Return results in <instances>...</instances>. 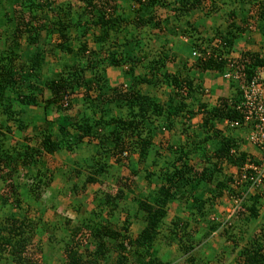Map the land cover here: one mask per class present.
Instances as JSON below:
<instances>
[{"label":"trees","instance_id":"obj_1","mask_svg":"<svg viewBox=\"0 0 264 264\" xmlns=\"http://www.w3.org/2000/svg\"><path fill=\"white\" fill-rule=\"evenodd\" d=\"M125 1L133 5V11L128 12L123 0H0V35L4 42H11L7 50L0 48V126L3 127L0 129V168H7V174L0 179H9L14 190L17 179L14 173L22 168L38 187L46 185L52 191L46 200L55 207L59 191L52 183L58 177L68 185L70 193L82 191L99 179L113 178L108 172L112 156L135 154L137 162L144 166L140 171L133 169L132 175L143 173L149 185L155 184L149 195L133 196L131 203L137 207L136 213L127 211V219L130 215L135 218L139 211L144 212L141 221L144 227L136 237L130 238L124 234L129 228L127 219L121 230L111 228L110 221L96 222L105 211L117 210L126 200L118 183L113 195L97 191L99 204L82 216L85 220L58 243L63 254L55 255L56 250L51 249L50 254L41 256L40 263L26 251L34 233L39 228L45 230L46 224L14 216L0 218V264H57L60 260V264H209L199 246L222 226L210 218L216 200L247 192V184H242L236 192L231 187L234 178L227 174L229 168L236 167L240 171L246 162H255L249 158L247 150L242 149L246 145L241 133L242 114L235 110L240 87L230 82L231 95L210 104L203 100L202 78L207 72H225V61L234 52L236 41L248 26L252 28L248 24L250 6L263 8L262 0ZM206 2H210L209 13L216 15L217 23L210 26L207 37L193 28L189 33L188 29L185 32L188 44L180 46V52L188 49L190 53L181 52L185 59L182 58L175 72L169 71L168 64L174 63L172 49L165 48L161 40L149 46L146 33L148 28L159 26L157 8L173 6L175 21L183 23L184 17L202 10ZM221 7L225 10L218 15ZM256 16L258 21L253 31L257 30L264 38V12L260 9ZM141 28L147 31L133 33ZM54 36L57 42L52 43ZM24 37L28 52L19 48V40ZM212 41H218V45L214 46ZM176 50L179 49L175 46ZM47 55L53 56V69L56 65L58 71L52 70L51 77L44 75L37 81L33 77L39 76ZM16 60H23L30 70L20 68L18 73ZM231 62L242 83H248L257 69L264 70V56L258 54L241 53ZM113 67L125 69L128 78L124 86L114 87L107 82L106 70ZM47 91L49 97L42 98ZM93 91H97L96 96L90 94ZM74 104L82 105L84 110L99 108V111L92 112L91 116H70L68 111ZM32 106L39 110L38 114ZM106 110L115 116L111 120L114 128L108 130L109 134L105 130L110 123L103 118ZM52 112L57 116L50 121L48 116ZM198 114L203 115L201 124L194 129L191 120ZM3 118L13 125H6ZM35 122H44L49 128L48 132L40 133L36 148L24 143L18 147L8 143L11 133L21 132ZM164 132L169 137L164 144L156 145L155 137ZM85 138L89 141L84 142ZM93 139H97L98 144H93ZM110 139L116 143L113 150L105 145ZM83 144L92 147L93 156L98 155L100 160L91 164L85 156L78 162L72 161L68 167L66 164L53 167L51 172L38 167V164L44 165V161L40 162L42 153L58 156L67 151L72 154ZM162 151L167 152V156L164 165L159 167L157 161L164 155ZM149 166H157L159 170L150 172ZM45 172L48 173L47 183ZM207 193L209 196L205 198ZM263 197L261 190L249 199L239 200L244 209L241 219L247 212L250 220L238 218L231 234L222 231L231 241L230 249L244 242L238 251V264H264V224L258 230L252 225L261 218ZM82 198L85 200V195ZM173 203L176 204L175 215L166 224L164 218ZM80 211L85 210H75ZM182 212H187L190 219H182ZM206 226L208 228L204 229ZM82 230L85 231L83 239L74 242ZM90 237L94 242L89 241ZM85 239L88 241L80 252L84 244L80 243ZM88 245H93V250H89ZM168 250L173 252V260L165 255Z\"/></svg>","mask_w":264,"mask_h":264},{"label":"rangeland","instance_id":"obj_2","mask_svg":"<svg viewBox=\"0 0 264 264\" xmlns=\"http://www.w3.org/2000/svg\"><path fill=\"white\" fill-rule=\"evenodd\" d=\"M58 2H62L64 0H57ZM122 3L125 5V8L128 10V12H131L134 10V7L131 3H126L127 1L123 0ZM74 4V2H73ZM223 6V5H222ZM263 8L258 7V5L250 6L249 11V22L252 28L247 27L245 33L241 38H243L244 44H246L248 49H244L243 47L234 48L236 50L237 56L230 55V58L236 59L238 58L241 53L246 54H258L260 56H264V50H262V45L264 44V38L261 37V35L256 31H253V27L255 26L257 19V11L261 9L262 12H264V0H262ZM210 8V2H206L202 8V10L191 12L187 17H184L183 23H179L175 21L174 19V12H173V6H170L168 8H157L156 10V16L159 20V26L154 28H148L147 37L149 38V46L151 44H157L159 40H161L162 45L167 49H172V57H174V63L168 64V69L171 72H175L176 68L179 66L180 61L182 58H184L180 52L181 47L180 46H186L188 41V34L185 32L189 29V33L192 32V28L196 30L201 36H209V28L210 26L217 23V18L214 17L216 15H210L209 9ZM131 10V11H129ZM219 13L222 14L224 12V7H221ZM27 17V13L24 15ZM132 17V16H131ZM156 18V19H157ZM168 19V21L165 22V20ZM1 29V28H0ZM139 31H147V28H141L140 30H137L133 32L134 34ZM41 36L43 38L44 33H41ZM139 36V35H138ZM211 36V35H210ZM145 37V38H147ZM90 38V37H88ZM143 38V37H141ZM147 41V40H146ZM145 41V44L147 42ZM6 42V43H5ZM3 35H0V48L3 49V47L7 50L9 45L11 44L10 41H5ZM52 43L57 42V36L52 37L51 40ZM214 46L218 45V41H212ZM239 43V42H238ZM237 43V44H238ZM19 48L24 52H28L27 47V40L26 38H21L19 40ZM4 45V46H3ZM88 46H92V41L89 39ZM145 46V45H144ZM178 47V51H174V48ZM44 48V46H43ZM177 49V48H176ZM184 55H189V50L185 49L183 50ZM192 57V56H190ZM191 60V59H190ZM53 56L47 55V57L44 60L42 71L40 72L39 76H34L37 81L42 79V76L46 75L48 77H51V71L54 70L58 71V66H54ZM143 64V62H142ZM16 71L19 73L20 68H24V71L30 70L28 64H24L23 60H16L15 62ZM141 67V65L139 66ZM138 67V68H139ZM124 68H108L106 70L107 73V82H110V85L117 87L123 85L125 80L128 78L127 75L124 73ZM223 73H213L211 75H206L202 79H209L210 80V90L207 87L202 86V89L204 91L203 100L207 103L214 104L217 102V98H224L226 96H230L232 93V87L229 84V81L225 80L222 75ZM20 85V83L18 84ZM124 86V85H123ZM40 88V86L38 87ZM161 90H158L157 92L160 93ZM39 94V91L37 92ZM92 96L97 95L96 92H91ZM77 95V94H74ZM49 97V93L44 92L42 98ZM71 98V96L69 97ZM32 109L35 113H39V110L32 106ZM99 109V108H98ZM96 110H84L82 105L74 104L72 106V109L68 111V115L70 116H78L82 114H86L88 116L92 115V112L99 111ZM67 113V111L65 112ZM97 115L100 116V114L97 112ZM97 115L96 119H97ZM57 116L56 113L52 112L50 116H48V120H53ZM103 118L105 122L107 121L110 123L106 126L105 133H108V130H113L114 125L111 123V120L115 119V116L112 115L109 110H106L103 114ZM202 114H198L195 118L191 120V125L194 129L196 127H199L201 124ZM113 118V119H112ZM6 125L12 126L13 123H9L4 120ZM9 123V124H8ZM34 125H30L25 130L19 132L16 131V127H13L16 131L15 133H11L10 139H8V143H11L13 146H19L20 144H28L32 148H36L41 140L40 133H43L45 131L48 132L47 129L48 126L44 122H35ZM1 125V123H0ZM3 128L0 126V129ZM53 128H56L54 126ZM248 130L243 129L241 133H246ZM168 134L164 132V134L158 135L155 137L154 142L156 145H160V143L164 144L165 141L168 138ZM88 138L84 139V142H88ZM93 144H98L97 139H93L91 141ZM115 142L111 139L106 142V147L110 150L114 149ZM249 148H252L251 145L247 144ZM76 149V148H75ZM87 152V153H86ZM91 152V153H89ZM164 155H161V158L158 159V166L162 167L163 161L165 160V157L167 156V152L164 153ZM64 152L58 156H50L46 153H42L40 156V162L42 163L44 161L43 167L38 164V167H41L42 169H47L50 171L53 167L56 166H62L63 164L68 167L72 161L78 162L79 159L86 157V159L89 160L91 164L95 162L96 160H100L98 155L93 156L94 152H92V147H88V145L83 144L81 149H76L75 152H72V154ZM102 164L104 163L102 160L100 161ZM192 162L199 163L198 160H193ZM109 165L111 166L108 169L109 174H112L113 178H110L109 180L99 179V181H96V183L88 185V187L85 188V190H78L77 192H69L68 185H64L63 182H61V178L58 177L52 185L54 186L55 190L59 191V195L57 194L56 197V205L55 207L51 206L50 203H48L47 197L52 192L50 189L46 187V185H41L38 187L36 185V182L31 179V177L26 176L25 170L22 168H18L17 172L14 173L15 177L17 178L15 180V188L12 190V187L9 183V179L7 181L1 180L0 184V218H6L7 216H14L15 218H26L28 220L34 221V222H42L43 224H46L45 230L38 229L34 233V237L32 240H30V243L27 247L26 254H31V258L36 261V263H40L41 256L43 254H50L51 249L56 250L55 255H61L63 254V250L60 249L59 244L60 241H62V237H67V234H70V230L74 229L75 226L80 225L85 219L82 218V216H86V213L88 211H91L95 209V206H97L101 199H99V194H97V191L104 190V193H110L115 194L117 191L118 183L120 186V189L125 193L126 200L122 202V206H118L115 211L110 212H104L102 214V217L96 218V222L98 223H106L109 222L111 228L116 230H121L124 223L128 222L129 228L128 232L124 233L125 235L128 234L130 238L136 237V235L139 233L140 230L144 227L143 223L141 222L145 216V213L142 211H139L137 215H135V218L130 215V217L127 219V211L134 214L137 212V207L131 203L133 196L140 197V195H149V192L155 188V184L149 185L147 180L144 178V174H137L136 176L132 175V170H142L144 164L137 162V156L135 154H130L129 156L126 155V153L122 154L121 156L114 155L109 160ZM20 167V166H19ZM159 167L157 166H149L148 170L150 172H157L159 170ZM228 175H232L235 178L237 177V171L234 167L227 169ZM51 172V171H50ZM46 173V172H45ZM7 174V168H0V176ZM14 177V178H15ZM117 177V178H116ZM45 182L47 183L48 173L45 174ZM44 180V179H43ZM73 180V179H72ZM119 180V181H118ZM236 180V179H235ZM64 186V187H63ZM235 186L234 183L231 184V187L233 188ZM238 187V185H236ZM36 187L38 189L35 191ZM51 187V185H50ZM33 189V190H31ZM240 189V187H238ZM237 190V189H236ZM35 191V192H34ZM131 191V192H129ZM34 192V194H32ZM103 192V191H102ZM103 193V194H104ZM258 193V191H250L246 192L245 196L246 198H250L253 195ZM39 194V195H38ZM97 194V195H96ZM241 194H244V192L240 191L238 196ZM83 195H85V200L82 198ZM208 193L205 194V198L208 197ZM238 196H231L226 197L223 196L221 198H218L216 200L215 205L213 207V212L210 214V218L212 220H215L216 222H219L222 224V226L214 233L212 234L207 240H203L200 244V248L203 249L201 255L204 259L208 260L209 264H238V251L242 249L244 246V242H239L237 248L230 249V246H232L231 241H229L222 233L223 230L227 231L228 234H231L232 232V226L234 225V222L239 218L241 219V213L243 212V207L240 206V203H234L236 200V197ZM142 198V197H141ZM45 199V200H44ZM47 199V200H46ZM264 197L261 200L262 207L260 208V217L257 221L252 224L253 228H257L258 230L259 226L264 224ZM38 201V202H35ZM126 201V202H125ZM132 204V205H131ZM44 209L43 211H40L41 209ZM82 208L85 211H80L79 213L75 212L76 209ZM75 209V210H74ZM176 204L173 203L170 205V210L167 213V217L164 218V223L168 224L170 220L175 215ZM85 213V215H84ZM248 213L245 212L244 217H242V221H249L247 217ZM110 215V216H109ZM180 216L182 219L189 220L190 217L187 212L180 213ZM198 217V216H197ZM82 218V219H81ZM127 219V222L125 221ZM59 228V231H58ZM206 226L204 229H207ZM57 229V230H55ZM197 233L200 237H202V232L198 231V228L196 229ZM252 233V232H250ZM85 234V231L82 230V234L79 235V237L74 238V242L77 239L79 242L83 239V235ZM88 238V237H87ZM88 240L85 239L84 242L80 243L83 244V248L79 249L80 252L84 250L85 244ZM90 242H94L92 237L89 238ZM57 242V243H56ZM50 246V247H49ZM206 246L208 248H206ZM225 246H228L223 249ZM53 247V248H52ZM89 250H93V245H88ZM166 256H168L169 259L173 260L174 255L171 250H168L165 253ZM63 256V255H62ZM208 256H215L214 259L209 260ZM54 260L56 256L53 257ZM62 261L60 260L57 264H60ZM3 263V262H2ZM7 264V263H6Z\"/></svg>","mask_w":264,"mask_h":264},{"label":"built area","instance_id":"obj_3","mask_svg":"<svg viewBox=\"0 0 264 264\" xmlns=\"http://www.w3.org/2000/svg\"><path fill=\"white\" fill-rule=\"evenodd\" d=\"M224 68L222 77L240 87L241 95L235 110L242 114L243 129L248 130L243 133L246 145L242 149L247 150L249 158L255 160V162H246L240 171L235 168L237 177L234 182L239 186L247 184V192L256 190L264 192V70L257 69L248 83H242L239 82L240 76L231 59H226ZM247 144L252 148H249ZM238 201L239 199H236L234 203Z\"/></svg>","mask_w":264,"mask_h":264},{"label":"crops","instance_id":"obj_4","mask_svg":"<svg viewBox=\"0 0 264 264\" xmlns=\"http://www.w3.org/2000/svg\"><path fill=\"white\" fill-rule=\"evenodd\" d=\"M244 35V34H243ZM242 35V36H243ZM239 42V43H238ZM238 43V44H237ZM239 45H240V47H243V50L244 49H248L249 48V46H247L246 44H244V41H243V38H240L238 41H236V44H235V48H239ZM246 47H248V48H246ZM234 51L236 52V50L234 49ZM235 52H233L231 55H233V56H237V54L235 53ZM184 59H185V57H184ZM188 59V58H187ZM191 61H192V59H191ZM211 74H213V73H209V72H207L206 74H205V76L206 75H211ZM203 86L204 87H207V88H209V90H210V80L209 79H204L203 80Z\"/></svg>","mask_w":264,"mask_h":264},{"label":"clouds","instance_id":"obj_5","mask_svg":"<svg viewBox=\"0 0 264 264\" xmlns=\"http://www.w3.org/2000/svg\"><path fill=\"white\" fill-rule=\"evenodd\" d=\"M228 59H231V60H232L233 58H230V56H229ZM229 84H230V81H229ZM234 168H236V167H234ZM237 171H238V169H237ZM233 178H234V181H235L236 178H235L234 176H233ZM234 184H235V182H234ZM238 187L241 188L242 185H241V186L238 185ZM238 187L235 185V186L233 187V189H234L236 192H238ZM236 189H237V190H236ZM243 195H245V193H244V194H241L240 196H238V194H237L238 197H236V199L242 200V199L246 198V196L243 197ZM238 202H239V201H238Z\"/></svg>","mask_w":264,"mask_h":264}]
</instances>
